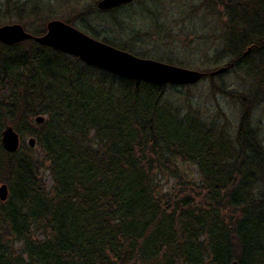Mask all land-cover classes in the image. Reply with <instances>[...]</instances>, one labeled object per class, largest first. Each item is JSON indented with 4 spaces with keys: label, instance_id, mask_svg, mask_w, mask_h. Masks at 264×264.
Segmentation results:
<instances>
[{
    "label": "trees",
    "instance_id": "obj_1",
    "mask_svg": "<svg viewBox=\"0 0 264 264\" xmlns=\"http://www.w3.org/2000/svg\"><path fill=\"white\" fill-rule=\"evenodd\" d=\"M220 2L227 19L223 62L253 80L247 93H226L242 108L234 139L195 114L183 115L165 99L167 85L102 71L119 79L108 86L35 41L0 43V93L16 92L0 103V185L10 192L0 202V264H264V144L252 124L264 105V0ZM6 5L10 22L13 12L42 10ZM37 115L48 116L34 135L44 162L30 147L6 152L2 128L25 132ZM181 164L197 167L202 194L187 190ZM165 178L181 192L164 194Z\"/></svg>",
    "mask_w": 264,
    "mask_h": 264
},
{
    "label": "rangeland",
    "instance_id": "obj_2",
    "mask_svg": "<svg viewBox=\"0 0 264 264\" xmlns=\"http://www.w3.org/2000/svg\"><path fill=\"white\" fill-rule=\"evenodd\" d=\"M12 1L20 5L28 3L32 7L38 5L37 9H42L41 13L38 16H21L13 12L14 18L10 22L5 19L11 16L7 5L3 7L6 0H0V8H4L0 15L2 22L0 27L19 24L28 33L42 36L47 32L48 23L52 21L67 23L66 21L71 20L72 27L84 34L87 35L88 31L91 37L93 31L97 32L98 41L108 39L118 45H126L136 53L145 55L144 59L172 63L170 65L206 75L226 69L220 76L219 74L213 75L212 78L205 76L194 85H167L165 99L179 107L183 115L195 114L208 125H214L218 131L228 132L231 139L236 137L242 108L236 99L226 93L230 91L247 93L253 88V80L245 71L230 69L227 62H223V57L227 54L224 29L227 19L224 17V8L220 0H135V2L133 0L129 4L111 10L98 8L102 0ZM65 58L73 62L74 66L93 82L105 79L109 82L108 86L110 82L115 85L119 83L118 78L112 79L111 75L87 66L75 57L66 55ZM255 60L251 59L252 63H255ZM221 88L225 93L220 91ZM15 93H12L8 87L4 88L0 93V103L3 98H10ZM38 116H43L45 121L48 120L46 115H37L30 118L25 132L20 133L10 125L4 126L2 132L7 127H13L20 135L23 148L30 147L29 141L34 138L36 143L32 148L34 149L32 156L37 162H44V154L37 146L34 136L35 133L40 132V124L35 121ZM252 124L258 129L264 144V105L255 109ZM175 162L183 161L179 158ZM182 168L187 172V179L190 182L186 186L187 190L195 195L202 194V189L199 188L202 183L197 167L183 164ZM41 177L49 188L52 185V178L47 165L41 170ZM159 184L164 194L174 189L181 192L174 179H160ZM2 185L4 184L0 187ZM178 195L182 196V193ZM34 234L42 238V232L36 231ZM22 246L20 243L14 244L16 250H20Z\"/></svg>",
    "mask_w": 264,
    "mask_h": 264
},
{
    "label": "water",
    "instance_id": "obj_3",
    "mask_svg": "<svg viewBox=\"0 0 264 264\" xmlns=\"http://www.w3.org/2000/svg\"><path fill=\"white\" fill-rule=\"evenodd\" d=\"M133 0H102L98 8L111 10L131 3ZM35 39L42 46L49 47L71 57L79 59L87 66L97 68L108 74L128 80H142L153 85L186 86L200 82L205 74L186 68L176 67L151 59L137 57L131 53L119 50L106 43L100 42L89 35L62 21H52L47 25V33L41 37H33L19 24L0 27V43L14 46L26 40ZM221 69L211 75L223 73ZM36 123L43 124V116L36 117ZM2 145L6 152L16 153L21 147V139L13 127H7L1 134ZM35 139L29 141L31 148ZM6 184L0 187V201L9 198ZM232 264H238L234 261Z\"/></svg>",
    "mask_w": 264,
    "mask_h": 264
},
{
    "label": "flooded vegetation",
    "instance_id": "obj_4",
    "mask_svg": "<svg viewBox=\"0 0 264 264\" xmlns=\"http://www.w3.org/2000/svg\"><path fill=\"white\" fill-rule=\"evenodd\" d=\"M26 32H27V31H26ZM46 33H47V32H46ZM46 33H45V34H46ZM29 34H30V33H29ZM45 34H44V35H45ZM31 35H32L34 38H35V37H41V36H34L33 34H31ZM42 36H43V35H42ZM30 40H32V41H35V42H36V40H35V39H30ZM26 41H29V40H26ZM26 41H24V42H26ZM36 43H37V42H36ZM38 44H39V43H38ZM39 45H40V44H39ZM41 46H42V45H41ZM44 47H45V46H44ZM48 48H49V47H48Z\"/></svg>",
    "mask_w": 264,
    "mask_h": 264
}]
</instances>
